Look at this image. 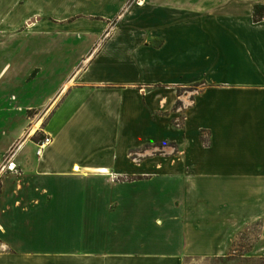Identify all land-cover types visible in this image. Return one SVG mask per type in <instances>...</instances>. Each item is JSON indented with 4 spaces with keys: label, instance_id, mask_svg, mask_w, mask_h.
<instances>
[{
    "label": "crops",
    "instance_id": "1",
    "mask_svg": "<svg viewBox=\"0 0 264 264\" xmlns=\"http://www.w3.org/2000/svg\"><path fill=\"white\" fill-rule=\"evenodd\" d=\"M56 101L52 142L23 154L28 112ZM162 142L178 165L143 150ZM72 187V232H44ZM256 221L264 0H0V264H186Z\"/></svg>",
    "mask_w": 264,
    "mask_h": 264
},
{
    "label": "rangeland",
    "instance_id": "2",
    "mask_svg": "<svg viewBox=\"0 0 264 264\" xmlns=\"http://www.w3.org/2000/svg\"><path fill=\"white\" fill-rule=\"evenodd\" d=\"M80 66L81 64H79L78 67L81 68ZM194 88L196 87L191 85L184 90L178 89L177 94L190 95V91H192ZM28 92H31V90H29ZM32 95L33 94H31V96ZM31 96L30 97L28 96V100L31 98ZM186 102L188 105V101ZM56 103L57 101L52 105H47L41 110H32L28 112L29 117L27 122V133L25 139L22 141L24 143V144L22 143L23 144L22 150H24V152H22L23 154H27L33 151L31 145L35 147V149H38V145L41 144L48 136L45 130L46 122L52 116V113L54 112V106ZM182 104L183 103H181V101L177 100L174 105L175 110L178 109L180 106H182ZM183 118L184 115H182L179 121L176 123L177 126L181 125L184 127ZM38 122H40V125L37 128V131L35 130L36 132L35 131L32 132L33 127ZM173 126L175 127L174 124ZM203 132L204 131H202L201 133L202 142H203L202 146L207 147L209 145L208 133H203ZM16 150L17 151L19 150V143L10 151L11 153L8 154V158H10L11 155H13ZM143 150L144 151L147 150L148 154L154 152V155L156 156V164L160 166L163 164H167L169 158L173 165H178L179 163L178 156H179L180 148L174 142L158 143L152 147L151 146L145 147ZM9 160L10 159H8L6 162H8ZM209 180L210 183L213 182L211 179ZM79 189L81 188H73L72 190L74 191L73 196L70 199L71 201L72 198L74 197L75 199L73 201L76 203V205H59V204L54 205V215L55 214L61 215V216L56 215V217L64 221H58V222L54 221V226L53 224H51V222H49L50 224L48 222L45 223L47 224V226H44L45 228L43 227L44 232L50 229L52 231L56 229L55 232L60 235L72 232V230H69L70 226L65 222L66 219L64 218V216L69 215L71 217H76L82 214L83 207L81 205V199L76 198V195L78 194L77 191ZM50 209H52V207ZM249 229L250 230H247L245 232L241 231L239 234H237L234 237L233 242L226 255H221V256L205 255L202 258H194L192 260H188L186 264H264V222L263 221L252 222L250 224ZM33 245L46 246L48 244L46 242L40 243L36 241L33 243ZM58 246L77 247V246H81V243H78V240L76 239H62Z\"/></svg>",
    "mask_w": 264,
    "mask_h": 264
},
{
    "label": "built area",
    "instance_id": "3",
    "mask_svg": "<svg viewBox=\"0 0 264 264\" xmlns=\"http://www.w3.org/2000/svg\"><path fill=\"white\" fill-rule=\"evenodd\" d=\"M51 142H52V138H51L50 136H47V137L45 138V140H44L41 144L38 145L37 155H38V156H41L42 153H43V151H44V149H45V146H48ZM16 168H17V167H16L13 163H10V164L8 165V169H9L10 171H14V170H16Z\"/></svg>",
    "mask_w": 264,
    "mask_h": 264
},
{
    "label": "bare ground",
    "instance_id": "4",
    "mask_svg": "<svg viewBox=\"0 0 264 264\" xmlns=\"http://www.w3.org/2000/svg\"><path fill=\"white\" fill-rule=\"evenodd\" d=\"M39 127V124L35 125L32 129V132H34L35 130H37V128ZM47 146H45L46 148ZM75 172H79V169L78 168H75Z\"/></svg>",
    "mask_w": 264,
    "mask_h": 264
}]
</instances>
